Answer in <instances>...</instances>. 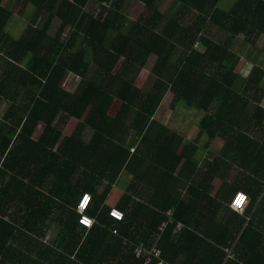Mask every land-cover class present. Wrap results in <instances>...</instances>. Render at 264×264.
I'll use <instances>...</instances> for the list:
<instances>
[{"label":"trees","instance_id":"trees-1","mask_svg":"<svg viewBox=\"0 0 264 264\" xmlns=\"http://www.w3.org/2000/svg\"><path fill=\"white\" fill-rule=\"evenodd\" d=\"M2 1L0 264H143L135 248L157 239L169 210L157 243L167 264H264V235L249 238L246 218L229 208L232 220L218 222L224 206L207 196L222 163L236 166L228 204L241 191L246 215L264 212V69L231 47L238 35L252 45L264 35V0L228 10L222 0H171L165 10V0H18L12 11ZM130 2L142 4L135 18ZM29 5L32 22L9 38L10 18ZM190 10L197 16L184 26ZM210 22L224 34L204 35ZM67 72L81 79L74 92L61 86ZM168 92L172 109L200 113L194 140L155 118ZM201 139L210 152L220 140L225 156L199 168ZM123 172L132 180L118 191ZM83 193L91 229L78 220Z\"/></svg>","mask_w":264,"mask_h":264},{"label":"rangeland","instance_id":"rangeland-1","mask_svg":"<svg viewBox=\"0 0 264 264\" xmlns=\"http://www.w3.org/2000/svg\"><path fill=\"white\" fill-rule=\"evenodd\" d=\"M14 4V2L12 3ZM93 2H91V6L89 8H92ZM171 6V0H165L162 4L161 9L165 10ZM230 6V4H229ZM30 10V9H29ZM28 12L27 14V19H32L33 16V9L31 12ZM142 11V4L138 5L137 3L130 2L128 3L127 7L125 8V13L129 17L135 18L140 12ZM26 15V14H25ZM197 16L196 13H189L185 14L184 17L181 19V24L184 26L189 25ZM43 21V18L41 19ZM41 21V22H42ZM60 25V20L58 18H55L54 22L52 23L49 32L50 34L54 35L56 31L58 30ZM69 28L66 29V31L63 34V37L66 38V35L69 33ZM221 32L214 24H212L211 27H207L205 29L204 35H207L209 37H217L221 35ZM223 33V32H222ZM224 34V33H223ZM232 49L239 53L240 55L248 59L247 63L250 62V60H253V63L260 68L264 69V35L261 37V39L258 41L256 45H252L249 41H246L242 35H238L233 41L231 45ZM178 54L176 53L174 55V60L178 58ZM153 59L150 58L149 63H152ZM252 63V64H253ZM250 63L246 64V66H249ZM245 66V67H246ZM249 68V67H248ZM248 68H243V73H247ZM148 69V68H147ZM81 79L70 73L67 72L61 82V86L70 91L74 92L79 84H80ZM263 86H264V78H263ZM172 94L170 92L167 93L165 96L161 106L159 107L155 118L159 120L160 122L165 123L167 126L171 127L172 129L178 131L180 134H182L186 138H190L194 140L197 135H198V127H197V122L200 118V113L197 112L195 109H186L183 106H178L175 110L170 107V100H171ZM118 107V104H114V107L112 108L113 111H115ZM0 109V111H2ZM43 129V124H39L36 131H35V136H38ZM92 131L89 130L86 132V139L91 136ZM203 139H201V144L200 146H203Z\"/></svg>","mask_w":264,"mask_h":264},{"label":"crops","instance_id":"crops-1","mask_svg":"<svg viewBox=\"0 0 264 264\" xmlns=\"http://www.w3.org/2000/svg\"><path fill=\"white\" fill-rule=\"evenodd\" d=\"M17 1L18 0H3L2 5L4 7H6L7 9H9L10 11H12L15 9V7L17 5ZM234 1L235 0H222L220 2V6L222 8H225L228 10L231 8ZM13 2H14V4H12ZM229 4H230V6H229ZM32 9L33 8L31 7V5H29L23 14L14 13L12 15L7 26L4 29L5 34L9 38L18 39L22 36V34L24 33L28 24H30L32 22V19L26 18L28 15L27 14L28 12H26V11L29 10V12H31ZM190 12L197 14V12L194 10H190L187 14H189ZM54 20H53V22H54ZM212 24L213 23H211V22L208 23L207 27H211ZM49 34H50V32H49ZM50 35H52V34H50ZM241 56H242V54H241ZM245 59H246V61H248V59L246 57H245ZM249 61L250 62H248V63H250V64L253 63V60L249 59ZM38 136H35V137H38ZM198 146L200 149L196 155V159L198 160L199 168L203 167L205 163L208 166L209 165L208 163L210 161H212L214 159L215 155H218L219 153H222V155L225 156V153H224L225 150L221 147L222 143L220 140H215V142L212 145H210L211 150H212L211 152L209 150L210 147L205 149V148H203V146H200L199 144H198ZM225 162H227V161H225ZM233 168H235V169H233ZM233 168L230 170V165L227 166L225 163H222V167H221L222 173H219L218 176L212 177L211 180H209V182L207 183V186H210L208 188L209 192H208L207 196L212 197V198H216L217 200H220L221 204L224 206V208L222 210H220L218 217H217L218 222H220L223 225L227 224V221L229 218L230 219L232 218V213L230 211H227L226 208L232 209L230 207V203L228 204V202L232 198L233 193H231L229 191L230 188L228 186L234 182V180L236 178V174L238 172L237 171L238 168L236 166H234ZM131 180H132V175L128 172H123L120 175L117 182L115 183L114 187L118 191H125L127 189V187L130 185ZM212 184H214L213 187H211ZM103 186H104V184L98 188V194L102 191ZM202 196H204V195L202 194ZM80 198H81V195L79 196L78 199L80 200ZM248 199H249V196H248ZM90 203H92V197H91ZM247 206H248V204H247ZM245 209H244V211H245ZM244 211L243 212L235 211V212H237V214L244 216L246 218V223L242 228H244L247 224H249V227L251 226L252 230H250L249 238H253V234L256 232H259L260 234L264 235V212H251V214L246 215V212H244ZM58 230H59V225H57V224L52 225L51 229L47 233L48 234L47 237L50 238V240H54L57 236ZM256 235H257V233H256Z\"/></svg>","mask_w":264,"mask_h":264},{"label":"built area","instance_id":"built-area-1","mask_svg":"<svg viewBox=\"0 0 264 264\" xmlns=\"http://www.w3.org/2000/svg\"><path fill=\"white\" fill-rule=\"evenodd\" d=\"M237 196H243V200H241L239 203H237ZM90 202H91V195L89 193H83L76 206V211L79 214V219H78L79 223L86 229H91L96 222L95 217L91 216L88 213V209L91 204ZM248 202H249L248 196L240 191L234 195L230 203V207L235 211L243 212ZM109 215L116 220H122L124 218V212L117 207L110 208ZM167 216L169 217V220L162 222L161 226L159 227L160 232L157 239L150 246L144 245L135 248L136 256L138 258H145L143 264H151L155 260L157 261V264H167V261L161 257L162 252L157 245L160 239L161 232L164 231L168 223L172 220L171 219L172 210L167 211ZM181 226L182 224L178 222L177 228H181ZM114 233H116V230H114Z\"/></svg>","mask_w":264,"mask_h":264},{"label":"clouds","instance_id":"clouds-1","mask_svg":"<svg viewBox=\"0 0 264 264\" xmlns=\"http://www.w3.org/2000/svg\"><path fill=\"white\" fill-rule=\"evenodd\" d=\"M241 200H243V196H237V203H239Z\"/></svg>","mask_w":264,"mask_h":264}]
</instances>
